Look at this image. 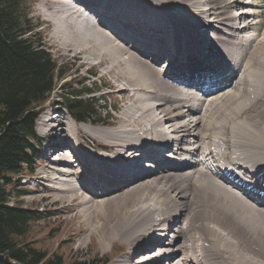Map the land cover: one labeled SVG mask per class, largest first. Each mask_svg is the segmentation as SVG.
<instances>
[{
  "label": "bare ground",
  "instance_id": "obj_1",
  "mask_svg": "<svg viewBox=\"0 0 264 264\" xmlns=\"http://www.w3.org/2000/svg\"><path fill=\"white\" fill-rule=\"evenodd\" d=\"M43 1L55 41L107 68L131 101L120 125L100 128L42 112L45 199L71 208L104 249L125 241L110 264H264V195L227 173L264 192V19L237 23L262 16L264 0ZM202 44L207 53L193 51ZM165 138L177 147L166 141L154 158Z\"/></svg>",
  "mask_w": 264,
  "mask_h": 264
},
{
  "label": "trees",
  "instance_id": "obj_2",
  "mask_svg": "<svg viewBox=\"0 0 264 264\" xmlns=\"http://www.w3.org/2000/svg\"><path fill=\"white\" fill-rule=\"evenodd\" d=\"M25 3L0 0V264H108L109 258L98 255L66 261L32 247L23 239L40 216L36 210L9 205L12 181L34 171L36 121L53 102L54 91L59 90L57 99H64V107L77 120L105 121L97 116L101 99L92 88L62 82L66 66L57 62L46 36L36 32L38 25ZM35 35L37 41L32 40Z\"/></svg>",
  "mask_w": 264,
  "mask_h": 264
},
{
  "label": "rangeland",
  "instance_id": "obj_3",
  "mask_svg": "<svg viewBox=\"0 0 264 264\" xmlns=\"http://www.w3.org/2000/svg\"><path fill=\"white\" fill-rule=\"evenodd\" d=\"M252 1L253 0L249 2H252ZM43 2H44L43 0H26L25 6L30 7L31 13L29 16L32 19V22L38 25L37 26L38 29H36V32H41L42 34L46 36L45 41L48 42V44L51 46L53 55L55 56L56 59H58L57 62L66 66L65 70L67 71V75L62 82H64L66 79L68 81L73 80V82L75 83L77 87L89 86V88H92L93 90H95L96 98H99L100 96L103 95L102 97L99 98L101 99V101L99 104L100 109L98 110V113H97L98 118L102 117L103 120H108L113 123H119L120 125L119 121L123 117L124 111H125L123 107L125 105L127 106L131 105L129 96L125 92H120L119 90L120 88L119 84H122V83H120L116 78H114V75L109 74L106 70L107 68L95 64V61L93 60L88 62L87 55L76 56V54L74 55L73 52L68 51L65 48L63 49L60 42L59 44L57 41H55V37L52 36L53 35L52 23L47 21L45 19V16L43 14L41 15L39 12L40 11L39 8L42 6ZM90 5L93 7L92 4ZM252 5L254 6L248 7L250 11H253V13H255V11H259V8L257 7H260V6L256 5V3ZM106 7L108 8L107 5ZM202 8L205 9L206 11L207 8H210V4L209 5L204 4L202 5ZM233 8H240V7L236 6ZM110 9L112 10V8ZM249 9H246V10H249ZM113 10L116 11L115 9ZM238 10L240 11V9ZM123 12H124L123 14H127V13L134 14L133 12L127 11V10ZM253 13H251V15ZM209 14L204 13L202 14V16L204 18L212 17ZM117 18L119 19L123 18L121 20H118V23L120 24L121 23L123 24L124 22H127L128 20L125 17H117ZM247 19H250L251 21H253L252 23H255L256 21L260 19H264V13L260 17L250 16L248 18L240 19L237 23L240 25L241 24L243 25L244 22H247ZM256 26H259V25L256 24ZM212 28L213 27L208 28V32L212 31L211 30ZM108 30L109 32H111L109 28ZM258 32L260 33V31ZM32 40L37 41L38 35L32 36ZM194 87L196 86L194 85ZM185 89H188V88H185ZM191 89L193 90V87H191L190 90ZM58 96H59V91L56 90L54 92L55 102L58 101V99L56 100ZM61 102H64V99H61V101L59 102L60 106L58 108L55 107L57 109H54L53 106L47 105L45 110H50L52 115L60 114V112H62V114L68 117L72 125L78 124L79 122H77L69 114V112L63 106V104H61ZM154 102L156 103V101H152V103ZM106 105H108V109L103 108ZM192 105H193V102H191V106ZM114 108L116 110H114ZM54 110L56 111L53 112ZM158 112L160 113V109L157 111V113ZM52 115H50V117H52ZM159 116L163 117V114ZM99 123L100 122L98 120V121H90L89 123H86V124L91 125V126H96V125L100 126ZM168 127L169 126L166 125V128L169 130V133H170L169 135H171L172 130L171 128L169 129ZM36 131L39 136V141L37 142V156L34 159L35 161H33L35 162V166L37 168L36 172L31 176H24L21 179H17L16 181H13L9 189L11 191V199L9 201L10 205L19 206L25 209H35V210L39 209L37 213L40 216L39 218L41 219V221L33 222L31 224L29 233L26 234V237L23 239V241L31 244L32 247H35L36 249L44 251V253L48 255L49 254H57V255L59 254L66 261H69V260L71 261L75 258H80L82 260H88V259H92L96 255H98V257L100 258H105V257L109 258L110 259L109 264L119 259L129 248V245L125 241L118 240L114 243V242H109V240H106L107 242L106 241L105 242L107 244V248L104 249L103 247H101L102 245L100 244L101 242L100 237L97 234H94L93 237L91 238L88 234V231L85 227L86 225L83 222L82 218L75 216L74 215L75 212L71 208H63L62 204L56 205L50 199H45L47 198L45 195H47L48 191H46L44 187L45 185L47 186V183H44L43 180L41 181V178L39 177L44 174V171H45L44 167L46 165L45 163L49 162L44 157V154H45L44 151L46 152L47 150L45 143L49 144L50 140L46 137L47 140L44 143L43 137H42L44 135H42V133L39 132L37 127H36ZM189 138L191 140L193 138L195 139V141L197 140V138H195L194 136H190ZM43 146L45 150L43 149L42 151ZM200 151H203V149ZM17 189L18 190L27 189L29 192H26L24 194L25 196L18 199L16 198V196L18 195ZM110 231L111 230H108V232ZM170 232L172 233V231ZM140 253L141 252H139L138 255Z\"/></svg>",
  "mask_w": 264,
  "mask_h": 264
}]
</instances>
